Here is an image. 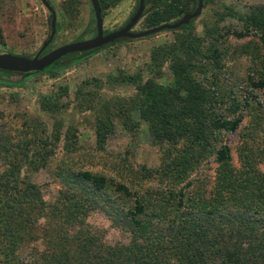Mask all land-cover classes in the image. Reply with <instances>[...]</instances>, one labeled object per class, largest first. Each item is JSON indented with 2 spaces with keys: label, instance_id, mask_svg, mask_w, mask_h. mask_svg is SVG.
<instances>
[{
  "label": "trees",
  "instance_id": "trees-1",
  "mask_svg": "<svg viewBox=\"0 0 264 264\" xmlns=\"http://www.w3.org/2000/svg\"><path fill=\"white\" fill-rule=\"evenodd\" d=\"M120 1L98 0L101 10ZM197 3L163 0L144 10V28L174 23L192 13ZM248 22L250 27L228 30L224 36L241 39L255 34L264 48V5L251 12ZM188 25L171 30L184 33L176 48L154 49L146 70L119 77L134 94L124 104H115L113 112L97 113L95 119L100 150L116 121L132 127L135 115L146 123L153 141L167 147L161 169L142 168L143 178L157 179L164 190L150 189L139 196L125 183L106 176L57 167L76 184V191H61L57 199L47 201L30 174L46 168L54 155L62 136L60 121L53 125L50 140L34 141L28 132L21 141L0 136V264H264V175L253 167L236 169L230 147L218 144L222 133L239 128L242 115H235L237 105L230 114L214 108L207 83L212 79L213 85L222 69L221 53L216 44L203 45L190 37ZM2 41L0 27V45ZM166 61L171 80L161 84L153 68ZM0 74L14 73L0 70ZM252 86L264 88V81ZM59 101L57 96H44L39 106L54 115ZM75 139L68 127L67 153L76 150ZM211 160L216 166L214 182L204 193L201 185L194 186V175ZM112 187L128 198L133 196L131 205L115 209L121 214L118 222L129 233L127 242L115 245L105 243L102 231L87 222L91 196L105 195Z\"/></svg>",
  "mask_w": 264,
  "mask_h": 264
},
{
  "label": "rangeland",
  "instance_id": "rangeland-1",
  "mask_svg": "<svg viewBox=\"0 0 264 264\" xmlns=\"http://www.w3.org/2000/svg\"><path fill=\"white\" fill-rule=\"evenodd\" d=\"M47 1L56 14V33L43 54L95 36V15L90 0ZM162 1L145 0V10ZM138 3L139 0H121L101 10L104 31L110 33L122 28L135 14ZM262 5L264 0H203V9L188 25L187 33L205 43L203 45L216 44L221 53L222 69L215 74L213 85L212 79L207 83L214 108L219 113L230 114L237 105L235 115H242L239 128L232 133H222L218 144L230 147L236 169L253 167L264 175V88L252 86L264 81V48L255 34L241 39L224 36L228 30L243 31L250 27L251 12ZM144 19L138 21L133 32L145 31ZM50 23L51 13L41 0H0L3 35L0 54L33 58L50 35ZM182 34L164 30L139 39L125 38L89 54L65 57L43 71L0 74V136L21 141L28 132L34 141L49 139L53 125L57 121L62 125L60 142L47 167L30 174L47 201L57 199L61 191H76V184L64 177L57 167L106 176L112 182L125 183L131 193L139 196L150 189L164 190V183L143 178L142 168L161 169L167 147L153 141L145 122L135 115L132 127L130 124L124 127L122 122L116 121L114 132L108 135L102 150L96 146L94 127L97 113L113 112L119 102L124 104L134 94L130 86L118 81L119 77L146 70L151 64L152 51L162 46L176 48ZM159 65L153 68L154 74L159 83L167 84L171 80L168 61ZM44 96L60 98L58 113L48 115L41 110L39 101ZM54 118L57 119L54 121ZM68 127L77 141L76 150L70 153L64 149ZM208 163L194 175L197 181L194 186L201 185L204 193L210 191L215 175V164L212 160ZM91 198L87 222L102 231L105 243L127 242L129 233L121 226L122 222H118L121 214L115 209L131 205L133 196L128 198L112 187L105 195Z\"/></svg>",
  "mask_w": 264,
  "mask_h": 264
},
{
  "label": "water",
  "instance_id": "water-1",
  "mask_svg": "<svg viewBox=\"0 0 264 264\" xmlns=\"http://www.w3.org/2000/svg\"><path fill=\"white\" fill-rule=\"evenodd\" d=\"M41 2L44 5V7L51 13V23H50L51 32L47 41L41 46V48L38 50V52L33 58L7 54V53L0 54L1 71L24 73V74L43 71L47 67L54 64L56 61L60 60L61 58L69 54L82 53V52L95 50L105 45L111 44L116 40L122 38L139 39L159 33L164 30L178 29L183 25H188V23L192 19L197 18L203 9V0H198L197 7L192 13L184 15L181 19H179L174 23H164L158 27L148 29L142 32H133L132 29L138 23L139 19L142 17V14L146 7L145 0H139L138 8L135 14L128 21V23L116 31L105 34L103 29V19H102L99 2L98 0H90L95 15V25H96L95 36L87 40L75 41L72 43L59 46L43 54L44 51L47 49V47L53 41V38L56 33V14L47 0H41Z\"/></svg>",
  "mask_w": 264,
  "mask_h": 264
}]
</instances>
